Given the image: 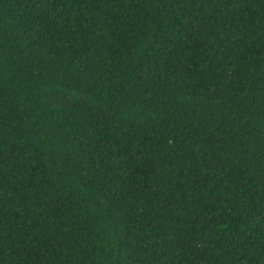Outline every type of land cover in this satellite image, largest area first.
<instances>
[{
	"label": "trees",
	"instance_id": "1",
	"mask_svg": "<svg viewBox=\"0 0 264 264\" xmlns=\"http://www.w3.org/2000/svg\"><path fill=\"white\" fill-rule=\"evenodd\" d=\"M0 264H264V0H0Z\"/></svg>",
	"mask_w": 264,
	"mask_h": 264
}]
</instances>
